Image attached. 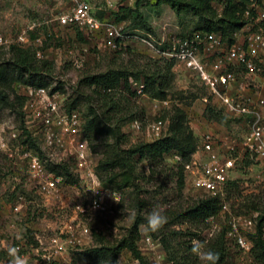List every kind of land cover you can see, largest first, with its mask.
<instances>
[{
  "label": "rangeland",
  "instance_id": "obj_1",
  "mask_svg": "<svg viewBox=\"0 0 264 264\" xmlns=\"http://www.w3.org/2000/svg\"><path fill=\"white\" fill-rule=\"evenodd\" d=\"M84 1L96 18L110 22L128 34L127 48L112 50L102 45L103 38L97 34L79 27L59 25L57 17L69 12L71 0H0V69L12 58L13 46L30 49L36 56L40 52L42 59L50 60L55 65L47 89L58 88L56 91L62 98L63 111H75L82 115L87 114L92 106L100 110L102 100L95 92L104 93L100 88L82 86L84 79L108 72L126 75L127 80L122 78L117 89L108 93L120 107L119 112L111 116L123 136L121 149L127 150L157 140L150 136L149 125L159 120L166 124L162 137L168 136L175 119L183 113L184 126L180 134L192 138L196 146L192 158L202 162L211 159L213 154L236 158V167L221 198L222 205L226 204L235 215L256 213L251 208L264 191V168L254 151L243 143L249 132V120L228 113L195 72L184 69L176 62H173L170 72H165L164 62L140 41L147 39L158 44L172 36H190L201 30L202 21L190 13L176 11L164 0H119L113 5L110 0ZM215 5L221 14L223 5ZM249 6L256 10L264 6V0H249ZM244 16L246 25L251 24V31L261 29L264 33V23L256 22V13L251 18L246 14ZM24 31H28L29 43L20 44L18 37ZM239 34L243 41L245 30ZM261 66V73L250 76L242 68H237L239 74L244 73L243 79L249 90L248 104L255 105L260 96L259 84L264 79V63ZM158 68L163 70L160 74L167 75V90L163 97L153 98V91L148 87L149 77L158 73ZM140 84L145 86L143 94L137 92ZM25 88L18 86V94L23 96ZM79 97L81 99L76 109L70 110V101ZM160 101H168V104L159 103L156 106V102ZM135 121L139 122L140 130L133 129ZM0 122L5 124L7 131L20 132L19 139L11 146L13 156L0 148V264H13L14 256H19L23 264H74L75 251L94 247L100 239L108 244H116L128 236L138 219L143 220L138 247L147 264H171L160 239H155L152 231L145 230L148 213L158 208L166 217L163 226L173 231H186L190 226L180 224L177 215L197 200L207 197L193 187L190 177H185L184 186L180 187L176 176L180 163L176 165L173 156L166 157V165L158 168L155 175L146 162H140L138 179L125 189H119L122 178L117 176V169L99 174L97 170L102 187L118 193L120 197L118 202H112L109 212L102 214L89 210L93 192L81 179L77 184H70L59 176L62 179L59 184L61 192L57 197H45L33 189L19 152L22 146H31L28 136L31 133L27 131L25 118L23 122L17 112L4 108L0 103ZM207 134L213 137L215 143V151L211 154L202 148ZM225 143L234 146L235 150H227L223 145ZM102 152L100 148L95 153L97 162L103 158ZM44 158L50 171L52 165L61 160L68 163L72 170L75 169L67 157L53 158L46 153ZM52 172L58 177L55 171ZM141 204L143 207H140ZM79 206L88 212L81 213ZM80 225L90 230V236L82 238V245L75 240L80 238L79 233L76 232L73 237L69 229L76 226V230H79ZM224 228L225 215L220 214L218 218L209 220L207 229L201 233L198 258L193 257L195 264H210L207 244ZM146 236L154 240L153 247L144 243ZM71 239L73 242H70ZM18 246L21 250H17ZM227 247L225 264H255L252 253L245 254L229 242ZM119 263L140 264L128 250L120 254Z\"/></svg>",
  "mask_w": 264,
  "mask_h": 264
},
{
  "label": "built area",
  "instance_id": "obj_2",
  "mask_svg": "<svg viewBox=\"0 0 264 264\" xmlns=\"http://www.w3.org/2000/svg\"><path fill=\"white\" fill-rule=\"evenodd\" d=\"M119 0H110L117 2ZM72 8L68 13H63L57 17V22L63 27H79L90 31L102 38V45L108 46L112 50L127 48L129 39L122 29L116 25L99 20L93 14L91 8L84 0H71ZM256 22L264 23V6L256 8ZM246 17L251 18V12H246ZM253 19V18H252ZM250 25H245L241 30H245L244 42L240 43L236 38L235 42H227L219 32L198 31L190 36H172L168 40L155 44L147 39H140L151 51L160 59L176 62L184 66L187 70L195 72L212 96L218 99L225 106L228 113L238 118L249 120V132L244 139L245 147L251 148L258 161L264 168V97H260L255 105L242 102L228 94L236 80L233 68L245 69L247 74H258L263 71L261 63H264V33L262 30L251 31ZM28 31L22 32L18 37V43H29ZM24 47V45H23ZM37 57L41 58L38 52ZM23 96L25 102V124L27 131L38 139L41 151H37L30 146H22L19 149L20 158L25 162L30 183L39 194L45 197L59 196L60 182L62 179L48 169L47 153L49 157H67L75 169L74 174L84 181L89 191L93 192L89 210L99 213H107L112 202H118V193L108 191L102 187L101 181L96 173L98 162L95 153L92 151L86 137L85 118L75 111L62 110V98L57 91L49 90L45 87L25 86ZM144 84L137 88L139 94H143ZM244 85L240 86L242 89ZM206 101V100H205ZM168 104V101L156 102V106ZM133 129L140 130V124L135 121ZM150 136L161 138L166 131V124L159 120L149 125ZM20 132L7 131L5 124L0 122V148L10 156L13 143L19 139ZM227 150H235L234 146L223 144ZM205 152L211 154L215 151V143L211 135H205L202 142ZM175 161H181L178 154L171 155ZM62 161V160H61ZM55 163H66V162ZM236 167L235 157H218L212 155L211 159L202 160L193 157L184 165L185 177H190L193 187L206 196L222 198L225 194V187L228 184L231 174ZM111 201V202H110ZM81 213L88 210L79 206ZM16 210H19L16 207ZM221 214L225 215L226 237L230 245L245 254H251L254 243L250 235L257 229L259 213L252 215L232 214L226 204L222 205ZM71 226V236L76 232L79 237L75 239L82 245L84 237L90 236V230L84 225ZM78 235V234H77ZM147 246L153 247L155 242L150 236L143 239ZM57 242V241H55ZM70 242H73L71 239ZM21 250V247H17Z\"/></svg>",
  "mask_w": 264,
  "mask_h": 264
},
{
  "label": "trees",
  "instance_id": "obj_3",
  "mask_svg": "<svg viewBox=\"0 0 264 264\" xmlns=\"http://www.w3.org/2000/svg\"><path fill=\"white\" fill-rule=\"evenodd\" d=\"M178 12H187L198 17L203 26L200 31L219 32L229 43L235 42V34L239 33L246 25L245 14L256 13L255 7L249 6V0H164ZM223 5V11H219L215 4ZM125 49V48H124ZM123 50V49H121ZM12 58L3 64L0 69V103L4 108H9L22 118L24 122L23 107L26 98L18 94L17 87L20 85L45 87L50 85L55 65L47 59H39L35 52L30 49L13 46ZM165 72H170L173 62L162 60ZM158 73L152 74L149 86L153 91V98L163 97L167 88V75L160 74L163 71L158 68ZM127 76L119 72H108L104 75L87 77L81 82L84 87L100 88L103 94L95 92L102 100V108L95 109L93 106L87 114H84L86 137L94 153L103 149V158L98 162L97 172L109 173L118 170V177L122 178L119 189H125L134 184L138 179V164L146 162L151 173L155 175L157 169L164 168L166 157L178 154L181 161L176 176L179 178L180 187L184 186V165L192 159L196 146L189 136L181 135L183 130L184 115L179 114L170 128L171 134L161 137L151 143H144L131 149H121L120 144L123 136L120 128L113 121L112 113L119 112L116 104L108 93L117 89L121 79ZM165 87H164V86ZM55 87L52 91H56ZM13 95V99H11ZM81 98L71 100L69 109H76ZM31 146L41 151L40 143L31 134L28 135ZM112 140L113 142H110ZM101 151V150H100ZM58 176L64 177L67 183L77 184L80 179L74 174L68 163H54L51 167ZM162 171V170H161ZM161 173V172H160ZM112 182V180H110ZM229 183V182H228ZM251 209L259 213L256 232L250 235L254 243L252 254L255 264H264V191ZM140 207H143L141 204ZM222 210V201L216 197H203L177 215L180 224H188L186 231L169 230L162 226L157 231H152L155 239H160L163 248L171 264H195L193 257L200 252V238L203 230L207 229L210 219L218 218ZM143 220L138 219L128 236L116 244H108L100 239L99 244L85 249H79L73 253L74 264H120L119 257L124 250H128L140 262L147 264L145 257L138 247L140 239V225ZM227 229L224 230L207 244V253L211 256L210 264H225L227 261ZM198 258V257H197ZM196 258V259H197Z\"/></svg>",
  "mask_w": 264,
  "mask_h": 264
},
{
  "label": "crops",
  "instance_id": "obj_4",
  "mask_svg": "<svg viewBox=\"0 0 264 264\" xmlns=\"http://www.w3.org/2000/svg\"><path fill=\"white\" fill-rule=\"evenodd\" d=\"M240 43H243L244 40L242 41V37H240V34H238L237 38H236ZM179 67H181L180 65H178ZM184 69H186L184 66H182ZM237 68L239 67H235L233 68V71L235 73V76H236V80L235 82L233 83L231 89L228 90V94L242 102H245V103H248V101H250L249 99V90L247 89V84L245 82V80L243 79V74L246 72L245 69L244 70V73L242 74H239L237 72ZM187 70V69H186ZM247 73V72H246ZM248 76H250L249 74H247ZM241 85H244V87L242 89H240V86ZM259 87H260V97H264V79H261L260 81V84H259ZM258 100V99H257ZM223 105V103H222ZM224 106V105H223Z\"/></svg>",
  "mask_w": 264,
  "mask_h": 264
},
{
  "label": "clouds",
  "instance_id": "obj_5",
  "mask_svg": "<svg viewBox=\"0 0 264 264\" xmlns=\"http://www.w3.org/2000/svg\"><path fill=\"white\" fill-rule=\"evenodd\" d=\"M165 222V215L160 212L158 208H154L148 213L147 221L144 227L146 231H157ZM13 264H23V261L19 256H14Z\"/></svg>",
  "mask_w": 264,
  "mask_h": 264
}]
</instances>
